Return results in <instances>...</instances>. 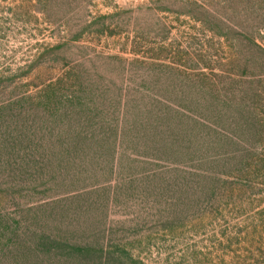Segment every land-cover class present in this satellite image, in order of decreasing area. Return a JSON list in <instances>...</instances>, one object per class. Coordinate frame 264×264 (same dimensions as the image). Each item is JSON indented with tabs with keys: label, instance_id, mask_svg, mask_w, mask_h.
Instances as JSON below:
<instances>
[{
	"label": "rangeland",
	"instance_id": "obj_1",
	"mask_svg": "<svg viewBox=\"0 0 264 264\" xmlns=\"http://www.w3.org/2000/svg\"><path fill=\"white\" fill-rule=\"evenodd\" d=\"M240 156L264 0H0V264H264Z\"/></svg>",
	"mask_w": 264,
	"mask_h": 264
},
{
	"label": "trees",
	"instance_id": "obj_2",
	"mask_svg": "<svg viewBox=\"0 0 264 264\" xmlns=\"http://www.w3.org/2000/svg\"><path fill=\"white\" fill-rule=\"evenodd\" d=\"M251 128L250 130H254V132H257L258 130V127L257 125H254V124H251ZM245 153L246 150H245ZM235 159V158H234ZM233 159L232 158H226L224 159V162L225 163H229L231 162ZM262 161H264L263 159V156H259V158H252L251 157H248V156H240V159H238V165H240V169H248V170H251L253 167L255 168V170H258L259 169V165H261Z\"/></svg>",
	"mask_w": 264,
	"mask_h": 264
}]
</instances>
